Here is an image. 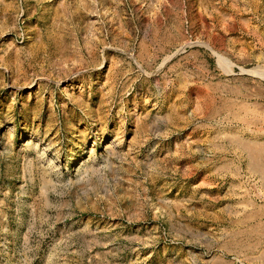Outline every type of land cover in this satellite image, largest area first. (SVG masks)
Listing matches in <instances>:
<instances>
[{"label":"rangeland","instance_id":"374dc122","mask_svg":"<svg viewBox=\"0 0 264 264\" xmlns=\"http://www.w3.org/2000/svg\"><path fill=\"white\" fill-rule=\"evenodd\" d=\"M0 264H264V0H0Z\"/></svg>","mask_w":264,"mask_h":264},{"label":"bare ground","instance_id":"6f19581e","mask_svg":"<svg viewBox=\"0 0 264 264\" xmlns=\"http://www.w3.org/2000/svg\"><path fill=\"white\" fill-rule=\"evenodd\" d=\"M222 63V62H221ZM248 121V120H247Z\"/></svg>","mask_w":264,"mask_h":264}]
</instances>
